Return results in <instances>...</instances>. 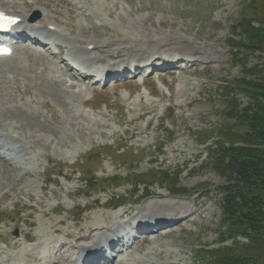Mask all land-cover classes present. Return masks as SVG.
I'll list each match as a JSON object with an SVG mask.
<instances>
[{"label": "rangeland", "instance_id": "1", "mask_svg": "<svg viewBox=\"0 0 264 264\" xmlns=\"http://www.w3.org/2000/svg\"><path fill=\"white\" fill-rule=\"evenodd\" d=\"M3 2L16 7L19 0H0ZM45 2L25 0L19 5L28 14L39 11V19L60 23L59 41L84 66L94 57L101 59L110 53L128 60L155 54L181 60L198 57V64L163 76L168 89L155 88L154 96L138 91L134 82L105 86L101 91L89 87V95L76 96L50 80L53 62L47 56L34 53L27 60L17 52L0 60V123L7 133L3 139L17 135L30 146L27 154L16 157L13 166L0 164V208L15 206L9 215L12 220L7 217L0 222L3 257L10 256L13 261L9 264H32L25 254L34 247L86 243L91 238L86 232L90 226L94 228L105 219L114 226L125 218L118 217L119 212L144 210L157 203L164 206L163 212L190 210L189 219H181V223L187 221L169 233L158 232L153 239L138 242L137 252L129 253L125 264H217L219 250L231 247L238 254L244 245L252 264H264V237L251 244L246 234L234 239H225L223 234L221 187L235 182V175L227 180L226 173L223 176L203 164L210 148L245 145L248 130L239 124L235 113L254 103L264 105L263 95L252 94L264 87V73L258 71L264 67L263 0H48L49 7ZM238 25H245L251 33L261 32L258 42L244 41ZM239 44L238 49L232 47ZM87 45L94 49H86ZM158 49H162L160 53ZM234 51L237 56L232 55ZM148 83L153 88L152 80ZM219 84L225 85L224 93L233 96L231 104L218 94ZM95 92L101 97L96 98ZM100 99L107 101V106L99 104ZM41 100L51 108L45 109ZM12 111H26L36 122L29 124ZM162 125L167 129L161 130ZM115 143L142 148L138 151L142 159L130 165L112 161L106 157L105 145ZM157 144H161L159 149ZM85 152L98 181L71 172L80 168L75 156ZM53 162L56 168H50ZM62 162L67 168L62 166L61 173L68 180L61 176L53 179L48 173L59 172ZM114 174V178L103 180ZM49 179L53 181L47 184ZM167 190L190 194L177 196L188 197L177 204ZM147 192L152 195L146 196ZM117 195L119 200H137L139 204L126 203L115 211L101 208L114 203ZM192 199L194 210L188 209ZM79 228L84 229L80 234ZM68 235L73 240L66 239ZM22 238L33 242L23 244ZM3 243L9 249H3ZM210 249L214 261L205 252ZM72 251H65L58 260Z\"/></svg>", "mask_w": 264, "mask_h": 264}, {"label": "trees", "instance_id": "2", "mask_svg": "<svg viewBox=\"0 0 264 264\" xmlns=\"http://www.w3.org/2000/svg\"><path fill=\"white\" fill-rule=\"evenodd\" d=\"M239 27L244 33V41L258 42L256 38L260 37L261 32H248L244 29L245 25ZM240 46L242 45L232 47L238 49ZM232 54L237 56V51ZM258 71L264 73V67ZM258 88L260 89L253 91V96H264V87L261 85ZM222 98L223 101L232 103L233 96L229 97L223 93ZM234 110L235 108H232L231 113ZM235 118L248 130L245 145H218L209 156L208 167L223 176L226 173L227 180H231V174L235 175V182L221 187L224 194L221 210L225 239H234L236 235L246 234L250 243L255 244L264 237V105L254 103L253 106H247L242 113L236 112ZM242 248L243 251L238 254L231 247L222 248L217 254V264H252V257L247 254L245 245ZM212 260H215L214 256Z\"/></svg>", "mask_w": 264, "mask_h": 264}, {"label": "bare ground", "instance_id": "3", "mask_svg": "<svg viewBox=\"0 0 264 264\" xmlns=\"http://www.w3.org/2000/svg\"><path fill=\"white\" fill-rule=\"evenodd\" d=\"M0 4H3V3H0ZM3 6V5H2ZM18 11V10H17ZM22 13H21V12ZM20 11H18V12H20L21 13V16L23 17V18H25L26 17V13L23 11V10H20ZM171 50H175V49H173V48H171ZM176 51V50H175ZM176 52H178V53H182V52H187L186 50H181V51H176ZM190 53H195V52H192V51H190ZM107 55H109V54H107ZM111 56L113 57V58H116L117 60H118V62H120L122 59L120 58V56H121V54H115V53H111ZM199 58H201V57H199ZM195 61H194V63H196L197 61H198V57H196L195 59H194ZM138 61L139 62H147V60H144L143 59V56H140L139 58H138ZM151 62L152 61H148L146 64H151ZM117 62H114V64H116ZM141 67H137V70L138 69H140ZM60 84H62L63 83V81H58ZM51 88H52V86H51ZM51 88H49V89H51ZM50 93H52V91H50ZM54 96H56V94H53ZM59 100H60V97L58 98ZM8 108V107H7ZM23 109V108H22ZM26 110V109H25ZM9 111H11V110H9ZM9 111H6L5 112V114L6 113H10ZM26 112V111H25ZM21 113V112H16V113H14L13 111L11 112V113H13V114H16V116H20V117H23L29 124H33V123H35L36 122V120H35V117L33 116V115H28L27 113ZM2 115V114H1ZM11 118V117H10ZM13 118V117H12ZM18 118V117H17ZM24 123V122H23ZM22 123V124H23ZM27 124V123H26ZM25 126V125H24ZM4 127V125L3 124H1L0 123V129H2ZM29 128V127H28ZM39 131V130H38ZM5 144H3L2 145V141L0 140V147L2 146H4ZM6 151H8V149H6ZM0 164H3V167H8L9 165L10 166H12L11 164H10V162H8L7 160H5V159H3V158H1L0 157ZM5 169V168H4ZM156 196V195H155ZM181 201V200H180ZM179 200L178 201H175L177 204H182L181 202H180ZM184 202V201H183ZM195 205V204H194ZM162 207H164L162 204H157V203H154V204H151V205H149V206H146L145 208L146 209H144V210H141V211H139L140 212V220H138V218L136 219L137 220V222H139V221H143V220H146V219H153V218H157V217H161V219H163L164 221H169L171 218H173V217H175L176 215H177V212L180 210L179 208H176L175 210L176 211H174L173 209H171V212L170 211H167V210H165V212H163V211H161V208ZM147 209H149V210H147ZM188 209H190L189 207H188ZM145 210H147V211H145ZM151 210H156V211H151ZM182 210H187V209H182ZM167 212H170V213H167ZM124 213H128V211H125V212H123L122 214H124ZM100 216H102V215H100ZM185 218V217H184ZM110 219V218H109ZM186 219V218H185ZM189 219V217L187 216V220ZM186 220V221H187ZM93 222V221H92ZM95 224V223H94ZM93 224V225H94ZM174 224V223H173ZM183 224V222L181 223V221H178V222H176V224H174V226L173 227H179V226H181ZM90 225V224H89ZM97 226H95L94 228H92L91 226H90V229H87L86 230V232L92 237V239H91V241H90V244H89V248L90 247H93V248H95V249H97L98 248V246L99 245H101V246H103V242L109 237V235L107 234V233H102V234H99V235H97V234H94L95 233V231L96 230H99V229H102V228H104V229H111V222L109 221V220H106L105 219V221L103 220L102 221V223L101 224H96ZM84 229H82V228H79L78 229V233L80 234V233H82V231H83ZM56 231V230H55ZM68 237H71V236H69L68 235ZM126 238V237H125ZM124 239V238H123ZM123 239H118V238H113L112 240H111V242L109 243L110 244V246L111 247H114V246H116V244L117 243H119L120 241H122ZM150 240V239H149ZM127 241H128V239H127ZM150 242V241H149ZM128 243V242H127ZM127 243L126 244H123L122 245V247H121V250H123L124 248H127ZM60 249H61V246H60ZM59 249V250H60ZM95 251V250H94ZM55 253H57V252H55ZM93 253V251H91L89 254H86L85 255V258H86V262H84V264H89L90 263V260L93 258L92 256H90L91 254ZM26 256L30 259V261H32V264H48V261H51V260H53V259H49V260H43V261H41L40 259H38V258H36V257H34L33 255H30V254H26ZM23 259H25L24 257L22 258V260ZM111 261H113L112 259H109L106 263L105 262H103V264H110L111 263Z\"/></svg>", "mask_w": 264, "mask_h": 264}, {"label": "snow or ice", "instance_id": "4", "mask_svg": "<svg viewBox=\"0 0 264 264\" xmlns=\"http://www.w3.org/2000/svg\"><path fill=\"white\" fill-rule=\"evenodd\" d=\"M0 19H3V20H8V18H7V17H5V16H3V14H2V13H0ZM10 22H14V21H10Z\"/></svg>", "mask_w": 264, "mask_h": 264}]
</instances>
